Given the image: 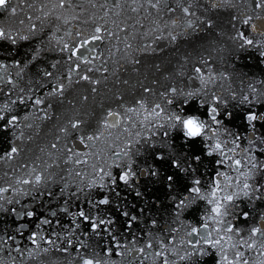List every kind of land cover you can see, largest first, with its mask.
Here are the masks:
<instances>
[{"label": "snow or ice", "instance_id": "6c2138e0", "mask_svg": "<svg viewBox=\"0 0 264 264\" xmlns=\"http://www.w3.org/2000/svg\"><path fill=\"white\" fill-rule=\"evenodd\" d=\"M21 3L0 0V12L18 17ZM85 3L96 11L48 0L40 15L0 22V135L13 137L0 164L21 156L24 129L51 120L54 105L76 110L40 149L46 159L3 173L0 264H264V78L238 67L242 57L264 65V0ZM160 40L191 49L170 70L146 66L141 56L165 51ZM121 69L142 78L129 85ZM93 71L129 86L98 114L84 107L90 95H67L82 82L97 93Z\"/></svg>", "mask_w": 264, "mask_h": 264}, {"label": "water", "instance_id": "95a60500", "mask_svg": "<svg viewBox=\"0 0 264 264\" xmlns=\"http://www.w3.org/2000/svg\"><path fill=\"white\" fill-rule=\"evenodd\" d=\"M48 0H26V3H21L18 7V17H14L11 20L7 18V14L0 12V17H3V20H0V22H3L5 24L14 23L16 19H23L25 15H31L33 17L40 15L39 12L36 11L37 8L43 6L45 3H47ZM79 3H81L84 8L86 9L85 15H87L89 12H93L96 10L91 9L88 7V5L85 3V0H78ZM28 4H32L33 7L29 8ZM22 9V10H21ZM77 12L80 11L79 8L76 9ZM200 14L199 12L197 13ZM134 15V14H133ZM227 14L221 13L219 15V18L221 20L226 19ZM167 19V17H165ZM38 25L40 24V21H35ZM27 23V21H26ZM150 21H145V24H149ZM73 24H76L75 21H73ZM50 25L48 23H45L44 26V33L42 35H46L49 30ZM85 27L90 28L91 25H86ZM62 28V32H63ZM76 28H72L73 36H75ZM140 31H144V29H141ZM200 37H196L194 39H199ZM67 39V37H66ZM151 39V36L145 38L137 35L136 43H147ZM158 45L165 47V51L160 53L159 55H152V56H141L142 61L145 62V65H150L152 62H158L162 63V67L165 68V70H170L172 67V63L175 62L177 57L179 55H183L184 52L189 51L191 49V41H179L176 45H168L167 41L160 40L156 42ZM122 46V45H121ZM110 47V44L106 41L103 45L100 46L98 51H102L104 53V56H108L107 48ZM178 49V51H177ZM29 49L27 45H23L19 49V55L15 56L17 59H23L25 58V53H28ZM47 56L51 58H59L58 54L56 53H49L46 54ZM117 55H120L119 53ZM101 61H97L96 64L93 66L99 67ZM107 67L109 68V73L113 70V63L112 61H109ZM130 68V66H126ZM238 67L243 68L245 71H247L250 75H254L255 77L264 78V65L258 64L256 62L255 58H252L251 60L242 57ZM143 72L147 73L149 76V79H152V73L154 72V69H151L150 67H145L143 69ZM90 76L94 78L101 79V84L98 86V91L95 94H90L86 91L87 88H90V85H87L86 82H82L81 84H73L72 89L69 90L67 95L69 97L73 96H80L83 94L90 95V101L87 105L84 107L92 110L94 109L95 112L98 114L100 111L108 108V107H116L117 102L113 99L114 93L116 92H123L126 96L129 95V86H126L122 83L114 84L113 81L116 79L115 77L109 75V78L107 81L103 79L105 73L103 72H96L93 71L89 73ZM160 74L157 73L156 76H159ZM120 79H128L129 85L134 84L138 78H142V76H139L138 74L132 73L130 70L125 71L124 69H121L119 73ZM95 96V100H93L91 97ZM101 102H103V107H101ZM68 105H64V109H68ZM76 110H68L66 112H57L56 106L53 107V118L51 120L46 121H40L36 120L34 121V127L32 129H24L25 136H28L29 134L32 135V140L28 141L24 145V152L21 154L20 157H18L14 161H7L4 164H0V184H5L9 181V177H6L3 175L4 172L10 171V169H17L15 175L12 176V179L15 178L17 175H22L23 170L20 169V165L23 163H32L35 161L36 157L39 156L43 159H46L43 153L40 152L41 148H47L50 143L54 142L55 137L58 135L57 129L60 127L61 124L64 123L66 116L68 115H74ZM59 115L60 119L57 120L56 116ZM237 124H239V121H237ZM38 133V134H37ZM13 139V137L10 134H3L0 135V148H7L9 146V141ZM19 143V142H17ZM61 144L64 143V140L60 141ZM78 148H82V146H79L77 142ZM87 151V149H83ZM99 159V158H97ZM91 163V161H90ZM100 163H103V160H100ZM63 167H67L66 165H62ZM51 171V169H50ZM149 196L155 194L157 196H160L161 199L164 198L162 192H149L147 193ZM128 202H135L139 204V201H134L133 196L131 193H128ZM259 204V202H258ZM253 214H255L256 209L253 208L251 210ZM244 223V222H241ZM27 243V241H25ZM32 264V262H30Z\"/></svg>", "mask_w": 264, "mask_h": 264}]
</instances>
